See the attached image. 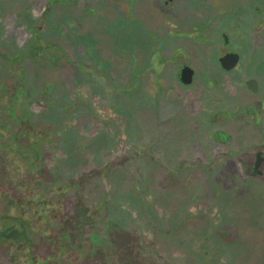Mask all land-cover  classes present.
<instances>
[{"label": "rangeland", "instance_id": "obj_1", "mask_svg": "<svg viewBox=\"0 0 264 264\" xmlns=\"http://www.w3.org/2000/svg\"><path fill=\"white\" fill-rule=\"evenodd\" d=\"M230 1L0 0V109L10 94L7 110L23 100V116L44 123L69 195L99 237L55 264H264V179L234 180L242 170L227 161L212 170L179 162L202 154L203 124L187 104L199 109L207 94L176 82L167 55L192 48L179 28L203 24L214 38L242 8L255 23L256 4L232 0V11ZM260 32L242 52L247 74L264 69ZM36 44L49 48L32 57ZM197 46L194 65L207 70L212 49ZM184 124V136L172 132Z\"/></svg>", "mask_w": 264, "mask_h": 264}, {"label": "flooded vegetation", "instance_id": "obj_2", "mask_svg": "<svg viewBox=\"0 0 264 264\" xmlns=\"http://www.w3.org/2000/svg\"><path fill=\"white\" fill-rule=\"evenodd\" d=\"M230 2L232 4V0ZM235 2L244 6L256 4L255 23L249 20L253 14L251 9L250 11L243 10L245 8L240 11L238 9L235 14L232 12L235 10L232 4L230 8L234 15L232 14V19L226 23L219 22L221 30L216 37L207 36L203 30L206 26L203 24L192 25L190 30L179 28V36L176 39L185 41L192 48L177 47L167 55V61L178 67L174 79L176 82L187 91L196 83H200L207 94L204 96L205 104L199 109L195 108L192 102L187 104L189 108L196 110L191 114L199 118L197 123L203 124L202 140L195 141L199 154L200 152L202 154L195 158H181L179 162L185 167H204L212 170L221 162L227 161L242 170L241 175L231 177L234 180L242 177L264 179V69L260 75L247 74L248 69L244 64L245 55L242 54L247 46V40L251 38L250 34L258 37L261 34L260 29L264 28V0H235ZM136 22L142 24L140 20ZM165 39L166 42L172 39L171 36L169 37V32ZM213 39L215 43L212 42ZM218 39H221V43ZM205 43L208 49H212L213 57L210 56L212 59L208 69L202 71L194 65L196 58L191 51L193 48H202L197 45L203 46ZM45 48L49 47L37 45L32 47V57H38ZM178 54L182 60L176 64ZM232 54L238 55V63L227 69L221 63V59ZM186 68L189 69L190 74L186 75V80H189L187 84L183 82V72ZM102 80L99 78L97 82H103ZM183 126V129L173 128L172 132L177 136H184L181 130L188 127L187 124ZM228 126H234L237 133L247 132V135L249 134L247 140L243 141L242 137L235 138L228 133L226 131Z\"/></svg>", "mask_w": 264, "mask_h": 264}, {"label": "trees", "instance_id": "obj_3", "mask_svg": "<svg viewBox=\"0 0 264 264\" xmlns=\"http://www.w3.org/2000/svg\"><path fill=\"white\" fill-rule=\"evenodd\" d=\"M10 96L0 109V262L55 264L66 257V248L79 250L78 243L98 236L81 201L69 195L72 181L57 170L52 144L42 137L44 123L23 116V100L7 110ZM56 243L62 244L58 251Z\"/></svg>", "mask_w": 264, "mask_h": 264}, {"label": "water", "instance_id": "obj_4", "mask_svg": "<svg viewBox=\"0 0 264 264\" xmlns=\"http://www.w3.org/2000/svg\"><path fill=\"white\" fill-rule=\"evenodd\" d=\"M238 55H235V54H232V55H226L225 57H223L222 59H221V63L223 64V66L225 67V68H227V69H230L231 68V66H234L235 64H237L238 63ZM189 69L188 68H186L185 70H184V72H183V82L184 83H189V80L187 81L186 80V75H190L189 74ZM191 73H192V71H191ZM189 78V77H188ZM190 79V78H189Z\"/></svg>", "mask_w": 264, "mask_h": 264}]
</instances>
